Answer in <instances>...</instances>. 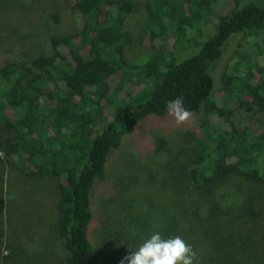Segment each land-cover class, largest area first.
<instances>
[{
  "label": "trees",
  "instance_id": "1",
  "mask_svg": "<svg viewBox=\"0 0 264 264\" xmlns=\"http://www.w3.org/2000/svg\"><path fill=\"white\" fill-rule=\"evenodd\" d=\"M67 5L79 23L48 32L44 52L13 55L14 43L3 48L0 42V150L25 176L49 170L57 177L63 216L57 236L67 264H117L91 241V190L105 179L108 156L123 136L142 118L167 113L166 102L177 96L190 113L203 111L197 132L190 130L200 151L189 170V188L203 196L213 183L239 176L253 196H264V121L255 119L264 110V0ZM140 6L142 17L133 21ZM57 15H49L52 24ZM133 24L138 40L157 53L129 63L125 52L134 40ZM237 34L250 45L235 51L217 92L211 67ZM139 84L144 86L138 92L131 90ZM5 205L0 194V212ZM215 245L218 255H207L205 262L197 253L198 264H231V253L225 255L220 241Z\"/></svg>",
  "mask_w": 264,
  "mask_h": 264
},
{
  "label": "rangeland",
  "instance_id": "2",
  "mask_svg": "<svg viewBox=\"0 0 264 264\" xmlns=\"http://www.w3.org/2000/svg\"><path fill=\"white\" fill-rule=\"evenodd\" d=\"M67 2L0 0L1 47L14 43L13 52H9L13 55L44 52L48 32L67 31L79 23ZM143 10L140 6L132 20H139ZM55 12L58 22L52 24L49 15ZM129 30L135 33V24ZM248 45L241 34L226 42L221 57L211 67L217 92L235 51ZM156 53L138 40L136 32L125 56L133 63ZM142 86H132L131 90L136 93ZM202 118V109L180 124L168 112L148 115L109 154L105 179L91 190L94 217L90 238L117 264L157 231L165 239L181 236L205 262L207 255H218L220 251L214 248L220 241L225 255L231 253V264H264V196H253L248 181L239 176L213 183L203 196L189 188V170L200 151V142L190 130L194 126L197 132L196 123ZM255 119L264 121V110L257 111ZM231 193L236 199H231ZM0 194L6 200L0 212V264H67L57 236L63 219L57 177L49 170L25 176L0 150ZM198 220L202 222L199 231L195 229ZM193 228L189 234L188 229Z\"/></svg>",
  "mask_w": 264,
  "mask_h": 264
},
{
  "label": "clouds",
  "instance_id": "3",
  "mask_svg": "<svg viewBox=\"0 0 264 264\" xmlns=\"http://www.w3.org/2000/svg\"><path fill=\"white\" fill-rule=\"evenodd\" d=\"M183 105L182 96L168 100L165 105L168 114L175 118L177 124L188 121L191 117V113ZM130 248L133 246L130 245ZM133 249L124 257L128 264H198L193 246L179 235L165 239L157 231L138 248ZM124 260L121 264H124Z\"/></svg>",
  "mask_w": 264,
  "mask_h": 264
}]
</instances>
